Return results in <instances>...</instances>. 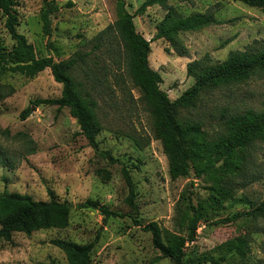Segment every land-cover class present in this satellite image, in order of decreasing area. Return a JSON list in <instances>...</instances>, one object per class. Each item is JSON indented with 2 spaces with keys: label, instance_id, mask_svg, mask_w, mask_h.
<instances>
[{
  "label": "rangeland",
  "instance_id": "374dc122",
  "mask_svg": "<svg viewBox=\"0 0 264 264\" xmlns=\"http://www.w3.org/2000/svg\"><path fill=\"white\" fill-rule=\"evenodd\" d=\"M142 1L125 0L126 8L134 15L136 31L151 40L165 11L153 6L137 15ZM167 5L182 17L210 10L220 21L180 34L184 55L164 40L150 42L149 66L160 74V89L171 101L194 83L186 71L190 62L206 57L218 63L231 52L264 49V11L233 0H167ZM17 13V30L38 58H82L74 76L96 102L102 126L97 137L99 149L109 151L127 166L134 195L131 197L122 177V165H109L93 151L67 109L33 104L60 96L61 84L54 81L49 69L33 78L0 73V194L18 193L48 201L51 190L55 199L73 206L66 228L30 235L14 233L10 243L0 240V264H67L64 253L50 240L85 244L96 237L99 240L91 264H172L153 248L151 235L142 228L154 222L164 233L179 232L185 186L193 182L192 200L197 204L206 200L211 179L193 174L186 179L170 178L145 95L128 73L124 53L107 49L110 42L117 44L118 38H109L108 46L94 49V37L118 18L116 0H19ZM4 21L0 13V45L10 49L13 41ZM28 107L30 114L22 119ZM246 109L264 111V71L243 82L206 89L196 106L181 110L179 118L199 123L209 137L218 138L226 133L222 111L235 114ZM246 153L250 170L260 178L245 188L237 186L231 199L209 212L198 224L196 241L186 244L184 260L240 236L249 243L247 264H264V214L257 210L264 201V143H256ZM103 170L110 174L109 179L104 178ZM87 199L106 205L121 217L104 220L98 211L77 207ZM244 212L250 213L235 222L212 223Z\"/></svg>",
  "mask_w": 264,
  "mask_h": 264
},
{
  "label": "trees",
  "instance_id": "16d2710c",
  "mask_svg": "<svg viewBox=\"0 0 264 264\" xmlns=\"http://www.w3.org/2000/svg\"><path fill=\"white\" fill-rule=\"evenodd\" d=\"M46 1V0H42ZM248 7L264 11V0H233ZM19 0H0V13L5 18L4 27L13 44L10 49L0 45V73L9 71L28 78L49 69L55 82L61 84L60 96L56 99L36 100L33 104L55 105L58 110L67 109L76 121L80 134L88 145L109 165L120 164L122 177L129 187L131 197L134 184L130 171L109 151L100 150L97 137L102 131L96 115V102L91 94L75 78V68L82 60L80 56L55 61L51 56L38 58L33 46L17 30L19 19L17 7ZM160 6L165 14L156 24L151 40L141 36L134 25V15L127 8L125 0H116L118 18L115 23L94 37V49L108 46L109 38H118L117 44L110 42L107 49L111 52H123L126 66L134 84L143 91L153 118L154 129L160 139L163 152L168 161V173L172 180L208 177L211 185L206 188V200L194 204L192 200L193 182L186 185L182 193L183 211L180 216L179 232H163L154 222L142 229L151 235L152 246L162 258L172 264H247L245 258L249 249L246 237H236L221 244L210 252L191 260H184L186 244L196 241L198 224L208 218L209 212L231 199L236 187L245 188L256 182L260 176L250 170L247 151L256 143H264V111L246 109L235 114L222 111L225 135L212 138L199 123L181 120V110L194 108L202 92L211 87L230 85L247 80L251 75L264 71V49L253 52H231L227 58L212 63L209 58L192 61L186 71L194 83L178 98L171 101L160 89L161 76L149 66L150 42L164 40L179 55L185 50L178 36L182 33L196 32L209 26L220 24L214 12L197 13L182 17L177 10L167 5V0H143L136 10L142 15L146 9ZM120 46V48H119ZM117 47V48H115ZM30 107L21 114L25 119ZM104 178L110 174L103 170ZM48 201H36L28 195L3 192L0 194V240L10 243L14 233L30 235L46 229H63L68 226L72 204L66 200L54 198L48 190ZM131 200V199H130ZM131 204V201H130ZM82 209L98 211L104 220L121 217L98 201L87 199L77 206ZM264 214V201L257 208ZM250 212L237 213L226 218L214 220L213 225L235 222ZM134 222H139L133 218ZM99 237L85 244L64 239L50 240V244L62 251L67 264H91V254ZM49 264H57L51 262Z\"/></svg>",
  "mask_w": 264,
  "mask_h": 264
}]
</instances>
